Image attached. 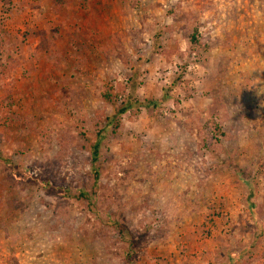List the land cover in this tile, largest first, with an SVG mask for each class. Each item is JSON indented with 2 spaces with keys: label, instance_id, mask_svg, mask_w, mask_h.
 Masks as SVG:
<instances>
[{
  "label": "rangeland",
  "instance_id": "374dc122",
  "mask_svg": "<svg viewBox=\"0 0 264 264\" xmlns=\"http://www.w3.org/2000/svg\"><path fill=\"white\" fill-rule=\"evenodd\" d=\"M26 1L0 0V264L260 263L264 0Z\"/></svg>",
  "mask_w": 264,
  "mask_h": 264
},
{
  "label": "crops",
  "instance_id": "0c3cea01",
  "mask_svg": "<svg viewBox=\"0 0 264 264\" xmlns=\"http://www.w3.org/2000/svg\"><path fill=\"white\" fill-rule=\"evenodd\" d=\"M13 2L14 1V4H16V2H15V0H6V2ZM2 2V1H1ZM26 2H30V0H27ZM52 3H53V11H55V5L57 4L54 0H52L51 1ZM20 4H22V2H20ZM24 4H26L25 3V1H24ZM33 5H35V10L36 11H43V9H42V3H41V1L40 2H36V3H34ZM23 5H20V6H16L15 7V9H14V11H13V16H12V14H11V17H12V19L14 20V18L16 17V20H17V16H19V18L20 19H22L23 18V16H24V13L26 12V14H27V10L25 11V10H22L21 8H23L22 7ZM0 9H1V7H0ZM37 9H40V10H37ZM17 13L19 14V15H17ZM18 18V19H19ZM11 22V21H10ZM258 264H264V259L260 262V263H258Z\"/></svg>",
  "mask_w": 264,
  "mask_h": 264
},
{
  "label": "trees",
  "instance_id": "16d2710c",
  "mask_svg": "<svg viewBox=\"0 0 264 264\" xmlns=\"http://www.w3.org/2000/svg\"><path fill=\"white\" fill-rule=\"evenodd\" d=\"M124 111V112H123ZM121 113H125L126 110H123ZM100 143L101 139L96 143V145L93 148V161H97L98 159V154H99V149H100ZM253 194L250 195V198H252Z\"/></svg>",
  "mask_w": 264,
  "mask_h": 264
}]
</instances>
